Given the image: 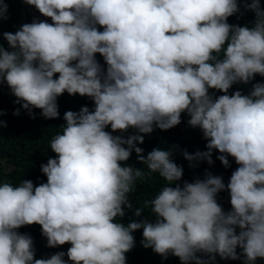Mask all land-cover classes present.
<instances>
[{
    "label": "clouds",
    "instance_id": "obj_1",
    "mask_svg": "<svg viewBox=\"0 0 264 264\" xmlns=\"http://www.w3.org/2000/svg\"><path fill=\"white\" fill-rule=\"evenodd\" d=\"M25 3L50 22L34 16L2 33L7 47L0 45V81L20 105L12 114L22 108L31 117L38 108L44 118H55L64 92L93 104L63 112L61 131L49 141L56 155L39 166L45 182L34 185L31 176L0 181V264H126L137 229L143 247L181 264H216V256L242 264L264 259V80L229 92L254 74L264 77L260 0ZM241 8L253 12L251 22L229 23V16L243 15ZM7 9L0 2V19ZM181 113L200 129L205 150L190 153L174 144L142 155L141 134L177 125ZM129 128L135 131L126 137L113 134ZM213 149L224 167L229 156L238 165L226 184L208 169L203 178L181 180L174 150L195 167L201 160L211 165ZM133 151L147 173L120 163ZM151 173L167 182L144 201L151 216L121 222L117 218L132 208L134 181ZM225 189L228 210L216 199ZM33 222L44 236L38 243L17 230ZM65 242L66 251L52 254L51 247Z\"/></svg>",
    "mask_w": 264,
    "mask_h": 264
},
{
    "label": "trees",
    "instance_id": "obj_2",
    "mask_svg": "<svg viewBox=\"0 0 264 264\" xmlns=\"http://www.w3.org/2000/svg\"><path fill=\"white\" fill-rule=\"evenodd\" d=\"M0 2L7 3L8 5L7 18L0 19V45L7 47V42L2 36L4 31L14 32L20 24L30 22L34 16H39L40 19H45L50 22L49 17H44L34 6L26 4L25 0H0ZM227 20L229 23H236L231 16ZM95 55L98 62L103 65L104 61L100 54L97 53ZM247 87L248 84H233L229 92L236 88L246 92ZM209 91H215L216 94H220L219 90L210 89ZM13 100H15V97L11 94L8 86L0 81V109L4 110V113L0 114V120L8 122L6 126H0V181L7 180L15 184L20 179H30L27 176H31L34 185H36L46 181V176L39 171L40 164L46 163L49 156L54 157L56 155L50 149L49 141L53 135L61 131L60 125L64 123L62 118L63 112L65 110H78L84 104H87L91 110L93 102L87 96H81L79 94L69 95L67 92H64L57 97L58 112L60 115L55 118H44L39 114L40 109L38 108H33L35 115L31 117L22 108L20 109L19 115H13L12 110L20 107L19 104H14ZM187 119V115L181 113V121L177 125L164 130L154 127L152 132L141 134L144 136V140L138 144L144 150L141 154L146 155L153 147L168 148L174 144L178 145L179 149H186L190 153L196 150H205L206 139L202 136L198 127L187 125ZM106 130L112 131L107 126ZM134 131L135 129L129 128L123 133L116 130L113 134H122L126 137ZM219 154L218 150L213 149V163L209 165L206 161L201 160L198 163L194 162L197 163L195 167H189V162L184 159L179 150L173 151L172 158L183 168L181 180L187 179L191 181L194 177L203 178L204 170L208 169L214 175H221L226 184L231 171L238 165L235 163L234 158L229 156V166L227 168L224 167L216 158ZM136 156L137 154L133 151L128 160L120 163L141 168L143 172L147 173L146 166L137 160ZM134 183V190L128 194L132 208L125 209V216L117 218L125 224L129 220H139L145 215L151 216L149 211L150 206L144 205V201L150 199L167 182L158 173H151L150 175L146 174L142 179L138 178ZM216 199L224 210H228L231 207L227 189L219 191ZM136 207H142L140 216L134 215V209ZM30 226L31 228L33 227V231L31 232ZM17 230L20 232H28L33 238V243H38V241L44 238L41 235L40 225L35 222L23 225ZM141 233L142 229L134 230L132 233L135 243L132 249L125 253L126 264H181L178 257L174 255L169 254L166 258L162 259L161 255L153 252L151 247H143L140 243L142 239ZM69 246L70 244L65 242L62 245L51 247L52 254L61 250L66 251ZM35 258L37 257L34 256ZM63 258L67 259L66 256ZM216 264H242V262L239 259L222 260L219 256H216ZM256 264H264V259L257 258Z\"/></svg>",
    "mask_w": 264,
    "mask_h": 264
},
{
    "label": "bare ground",
    "instance_id": "obj_3",
    "mask_svg": "<svg viewBox=\"0 0 264 264\" xmlns=\"http://www.w3.org/2000/svg\"><path fill=\"white\" fill-rule=\"evenodd\" d=\"M238 3H239V0H238ZM260 3H261L262 6H264V0H260ZM241 11L243 12V15H240L239 13H237V14H233L231 16V18L236 23H240V24L250 23L251 20L253 19V12L251 10H244L243 8H241ZM260 80H264V78L263 77H259L257 74H254V80L250 81L248 83L247 90L250 88L251 83H253L255 81H260Z\"/></svg>",
    "mask_w": 264,
    "mask_h": 264
}]
</instances>
